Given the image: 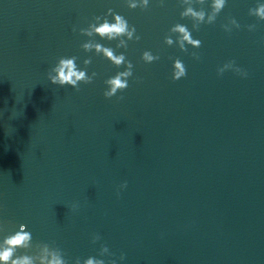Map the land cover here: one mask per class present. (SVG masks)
Here are the masks:
<instances>
[{
    "label": "water",
    "instance_id": "water-1",
    "mask_svg": "<svg viewBox=\"0 0 264 264\" xmlns=\"http://www.w3.org/2000/svg\"><path fill=\"white\" fill-rule=\"evenodd\" d=\"M257 3L227 0L214 24L192 31L179 0L145 10L127 0H0V241L23 224L33 248L17 254L54 244L69 264H264V21L248 11ZM109 8L141 39L125 50L95 37L134 65L129 87L106 99L104 81L125 67L84 52L79 29ZM229 18L241 25L230 34ZM176 23L202 46H167ZM146 50L160 59L146 64ZM71 56L81 69L91 57L88 74L97 73L79 92L47 77ZM176 58L187 70L178 81ZM228 61L247 77L218 75ZM102 244L114 256L99 257Z\"/></svg>",
    "mask_w": 264,
    "mask_h": 264
},
{
    "label": "clouds",
    "instance_id": "clouds-1",
    "mask_svg": "<svg viewBox=\"0 0 264 264\" xmlns=\"http://www.w3.org/2000/svg\"><path fill=\"white\" fill-rule=\"evenodd\" d=\"M180 5L183 7V11L180 12L181 19L188 18L192 21V31H199L201 25H212L216 22L219 14L224 10L227 5V0H179ZM208 4L206 10L202 7ZM150 0H127V6L130 9L140 8L145 10L149 7ZM160 7H164L165 0H158ZM194 5H200L196 8ZM249 15L254 16L258 21H264V3H257L253 8H249ZM108 16L112 17V22L108 20ZM226 33H231L233 28L239 29L241 25L235 18H229L228 22L221 25ZM255 24L247 25L249 31H254ZM77 29L74 27L73 31ZM192 31L185 24L176 23L169 29V34L165 36L164 43L171 47L174 44L182 51L188 52V46L194 49H199L201 41L194 39ZM79 32L83 36L89 37L87 42L81 44V48L84 52H93L96 55H102L105 59L110 61L117 68L124 66L125 70L118 71L114 76L104 81L106 89L103 92V96L106 99H111L117 96V93H123L129 87V78L133 77L134 65L126 58V55L121 52L117 54L111 47H106L101 43L96 42L95 37H99L101 40L118 41L116 48H123L127 50L129 41H139L140 35L137 34L135 26L129 25L127 19L115 13L111 8L108 9L104 16H95L93 22L88 24L87 28H80ZM175 36V39H173ZM192 57L196 60L200 59L197 52L191 53ZM76 56L60 57L54 67H52L48 73V80L52 85L59 87L70 86L77 92L80 91L81 84H91L97 76L96 72L88 74L87 66L92 63L91 57L85 59L83 64L85 67L81 69L77 65ZM141 59L146 64H151L158 61L160 57L153 55L151 51H144ZM172 79L178 81L187 75V70L184 63L176 58L173 61ZM232 70L242 78H246L248 73L236 66L235 61H228L222 67L217 69L218 75H223L225 71ZM118 99L123 100V96H119ZM127 187V181L119 185V189ZM119 196V191H117ZM78 207L73 205V209ZM101 239L99 234H93L92 243L95 244ZM32 234L26 230V225H20L18 231L4 237L0 241V264H69V260L65 258L64 252L54 244L42 243L35 245L34 254H17L19 249H32ZM99 257H112L113 253L109 251L106 245H101ZM119 261L125 260L123 253L119 256ZM72 264H117V259L97 258L89 256L83 261L77 257Z\"/></svg>",
    "mask_w": 264,
    "mask_h": 264
}]
</instances>
